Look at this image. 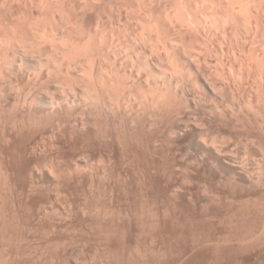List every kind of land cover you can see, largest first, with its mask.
Returning <instances> with one entry per match:
<instances>
[{"label":"clouds","instance_id":"9594fccd","mask_svg":"<svg viewBox=\"0 0 264 264\" xmlns=\"http://www.w3.org/2000/svg\"><path fill=\"white\" fill-rule=\"evenodd\" d=\"M262 257L264 0H0V264Z\"/></svg>","mask_w":264,"mask_h":264},{"label":"rangeland","instance_id":"374dc122","mask_svg":"<svg viewBox=\"0 0 264 264\" xmlns=\"http://www.w3.org/2000/svg\"><path fill=\"white\" fill-rule=\"evenodd\" d=\"M204 258V255L201 253V254H198L196 259L197 260H200V259H203ZM257 264H264V257H262L258 262Z\"/></svg>","mask_w":264,"mask_h":264}]
</instances>
